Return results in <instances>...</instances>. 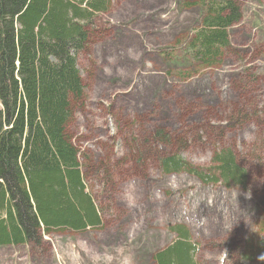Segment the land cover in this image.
Segmentation results:
<instances>
[{
  "label": "rangeland",
  "instance_id": "1",
  "mask_svg": "<svg viewBox=\"0 0 264 264\" xmlns=\"http://www.w3.org/2000/svg\"><path fill=\"white\" fill-rule=\"evenodd\" d=\"M180 1L198 0H113L79 56L84 94L67 134L83 153L85 184L102 226L45 237L47 255L0 247V264H148L175 242L170 228L177 225L191 232L198 264H250L244 255L262 262L263 177L253 173L242 191L163 175L152 139L158 130L174 135L180 155L204 169L214 149L245 160L261 152L264 0H237L244 19L230 30L222 67L188 81L177 76L185 71L180 44L200 26V11H180ZM163 51L174 55L173 63H165Z\"/></svg>",
  "mask_w": 264,
  "mask_h": 264
},
{
  "label": "trees",
  "instance_id": "2",
  "mask_svg": "<svg viewBox=\"0 0 264 264\" xmlns=\"http://www.w3.org/2000/svg\"><path fill=\"white\" fill-rule=\"evenodd\" d=\"M112 1L0 0V247L43 249L47 255L45 237L102 226L101 211L85 184L83 153L67 127L84 94L79 56L89 45L90 28L109 13ZM178 8L200 11V26L180 44L185 71L178 78L188 81L203 70L220 69L231 50L230 30L244 19L241 4L180 1ZM161 57L166 64L175 60L166 51ZM176 142L163 130L153 136L163 175L187 174L204 186L242 191L251 186L253 173L264 179V140L256 144L261 152L249 160L230 149H214L208 169L182 157ZM175 147L178 152L163 151ZM170 231L175 242L152 254L148 264H198L189 229L177 225ZM262 247L264 253V241ZM242 261L256 264L251 255Z\"/></svg>",
  "mask_w": 264,
  "mask_h": 264
},
{
  "label": "clouds",
  "instance_id": "3",
  "mask_svg": "<svg viewBox=\"0 0 264 264\" xmlns=\"http://www.w3.org/2000/svg\"><path fill=\"white\" fill-rule=\"evenodd\" d=\"M258 259L262 262H264V254H262L261 256L258 257Z\"/></svg>",
  "mask_w": 264,
  "mask_h": 264
}]
</instances>
